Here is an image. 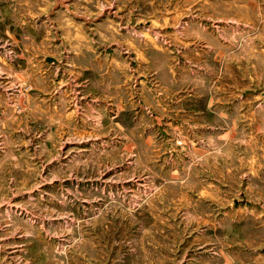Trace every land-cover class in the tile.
I'll list each match as a JSON object with an SVG mask.
<instances>
[{
    "label": "rangeland",
    "instance_id": "rangeland-1",
    "mask_svg": "<svg viewBox=\"0 0 264 264\" xmlns=\"http://www.w3.org/2000/svg\"><path fill=\"white\" fill-rule=\"evenodd\" d=\"M0 264H264V0H0Z\"/></svg>",
    "mask_w": 264,
    "mask_h": 264
}]
</instances>
